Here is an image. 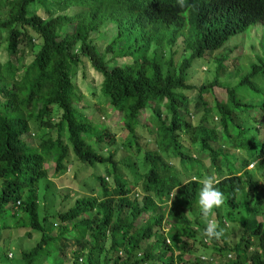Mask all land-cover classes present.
<instances>
[{
    "label": "trees",
    "instance_id": "1",
    "mask_svg": "<svg viewBox=\"0 0 264 264\" xmlns=\"http://www.w3.org/2000/svg\"><path fill=\"white\" fill-rule=\"evenodd\" d=\"M187 2L194 7L181 9L177 0H0V11L4 9L0 45L5 53L0 59V214L7 212L1 215L0 230L17 207L21 214L13 221L14 228L25 235L38 234L33 245L19 252L24 264H40L50 243H55L59 256L48 264L184 261L182 254L203 247L205 227L197 204L198 181L205 173L199 158L189 154L191 144L205 153L206 174L212 171L220 179L217 187L225 200L214 209L220 227L224 228L222 218L236 228L245 226L231 216L252 193H258L259 183L245 168V160L234 158L235 149L248 148L250 141L235 108L244 111L250 104L232 87L219 86V59L210 80L193 83L188 69L192 59L219 48L249 24L264 27V0ZM106 23L113 25L114 35L99 47L96 36ZM83 59L100 75L104 102L121 113L128 131L123 142L133 153L139 148L138 144L131 147V139L138 138L132 131L134 120L143 117L149 106L158 148L143 147L140 164L131 155L98 151L102 141L110 145L114 138L105 125L94 130L90 107L80 102L72 75ZM258 72H264V51L241 77V83L261 97L256 105L264 132V90L251 81ZM216 85L221 97L212 90ZM189 93L194 95L191 103ZM192 114H198L195 122H191ZM42 126L46 129L40 132ZM21 133L24 138L19 137ZM63 137L75 160L68 157ZM258 145L253 159L259 168L264 163V135ZM167 147L183 171L191 169L193 178L180 177L161 155ZM47 160L49 166L44 164ZM67 163L70 181H81L87 171L99 192L72 196L65 191L58 207L47 212L43 200L53 187L45 183L48 192L39 195L37 182L50 171H63ZM95 165L104 168L102 175L92 173ZM108 175L110 187L104 179ZM89 188L94 189L92 182ZM246 222L245 232L238 228L236 239L224 233L219 240H211L218 260L195 257L188 263L264 264V223L253 215ZM178 237L183 239L177 241ZM70 238L76 249L66 258ZM227 252L233 253L232 258L225 257Z\"/></svg>",
    "mask_w": 264,
    "mask_h": 264
},
{
    "label": "rangeland",
    "instance_id": "2",
    "mask_svg": "<svg viewBox=\"0 0 264 264\" xmlns=\"http://www.w3.org/2000/svg\"><path fill=\"white\" fill-rule=\"evenodd\" d=\"M3 15L4 9L0 11V17H2ZM113 35V25L110 23H106L101 27V35L100 33L97 34L95 41L97 42V45L99 47H103L105 43L111 40ZM2 45H0V59H3L5 56L4 50L2 49ZM25 49V52H27L30 47H27ZM263 51L264 27L260 23L255 22L249 24L243 30L230 35L219 48L212 50L209 53H203L202 55L192 59L188 69V75H190L189 79L191 82L198 83L201 80H210L215 74V59H219L218 62L222 66V71L218 73V83L220 84L219 86L232 87L235 94L240 96L243 102L246 101L250 104L249 108L244 111L235 108V111H237V113L240 115V118H242V126L244 127V130H246V134L250 138L249 147L239 149L241 155L238 154L239 151L235 152V154H237L239 157H242V155L248 158L252 157L253 148L258 147V137L264 135L261 130V127L258 128V124L261 118L258 111V107L256 105L259 103L261 97L259 94H255L252 90H250V88L247 87L243 82L241 83V77L248 71L249 64H251L255 60L256 55H260ZM115 59L117 62H121L122 60V58L119 57ZM251 79V81L254 82L260 90H264V72H258L254 74ZM72 80L74 81L77 90L81 93L80 102L85 103L87 104V106L90 107L89 114L91 116L93 126L95 125L94 130H97L100 126L105 125L107 127V130L114 138L113 143H111L110 145H106L105 142L102 141V148L98 151L103 154H106L109 150H111L114 152L115 156H117L119 153H124L129 156L131 155V157L136 160L137 164H140L143 147L150 148L153 151L157 150L158 146L156 145L154 136L152 135L153 131H151L153 130V127L151 125L152 123L150 122L151 119L149 113V106L146 107V111H143V117L134 120L135 128L132 131L136 136H138V138L136 140L131 139V147H134L135 144H138L139 148L136 149V153H133V150L127 147L123 142L128 138V131L123 124L122 115L120 112H117V110L114 109L112 106L104 102V97L99 92L100 75L95 72L93 68H91L86 59H83L82 62L78 63L75 72L72 75ZM219 89L220 88H218L217 85L215 89L212 88L215 93H218L217 96L221 97V90L219 91ZM214 92L211 94L212 97ZM193 96V93H189V103L192 102ZM209 102L212 103L213 100H209ZM160 108L163 109V106H161ZM209 110L210 112L208 113V116L212 117L213 111L211 110V108ZM197 116L198 114H192V116L190 117L191 122H195L197 120ZM56 118L57 114H54L53 120H55ZM214 121L217 123L216 119H214ZM29 123L32 124L33 121L29 120ZM30 126L32 127V125ZM45 129L46 127L42 126L40 132ZM147 129H150L152 133H148ZM217 129L219 131V127H217ZM63 132L64 131H62V133ZM218 134L220 136V131ZM19 137L24 138V134L21 133ZM35 137H37L36 134H32V139L36 143ZM63 143L68 149V157L71 160H75V157L70 152V144L67 142L65 137H63ZM211 144L213 146L218 145V143L215 142H211ZM161 154L170 161L172 166L177 170L181 177L192 174L191 172L189 173L182 171L179 161L173 156V152L170 147H167L166 154L164 151H162ZM189 154H193L194 156H197L199 158L201 164L200 170L206 174L204 170V166L206 163L205 153H199L196 150L195 146L191 144ZM242 158L245 159V157ZM44 164L46 166L48 164L49 166V161L47 160ZM69 168L70 164L67 163L63 171H50L48 172V175L45 176L46 178L43 177L39 179L36 185L37 192L39 195L43 191L48 192V190H45L43 188L45 183H49L53 187V189H51V194L46 196L43 200L44 205H46V208L42 207V202L40 203V208L46 209L47 212L56 209V207H58L61 195L65 191H68L70 194H72V196H74L75 193H77L78 195H80L81 193H90L96 195L99 192L98 187L95 191L96 182L90 180L91 173L87 174V171L86 173H82V176L84 177L81 178L82 180H85L86 183L82 182V180L70 181L71 178L67 174L69 172ZM106 169H109V167L107 166ZM259 170L260 168H258L257 170L255 169L254 171ZM92 173L102 175L104 173V168L95 165L94 171ZM85 174L87 175L85 176ZM254 175L259 183V186L261 185L258 190V193H252V195L247 199V203L244 206L237 207L231 216L232 218H238L241 222H245V226H243L242 228H236L235 225H231L230 221H227V225H224V228H226L224 229L225 235L232 236L234 237V239L237 238L238 228H240V232L242 230L243 232H245V228L247 226L246 220L249 216L253 215L256 219H260L264 223V171H261L260 174L256 172ZM104 179L107 182L108 187H110V175L105 176ZM1 180L2 179L0 178V184ZM89 182H92L94 188L93 190L89 188ZM163 210L165 209L163 208ZM20 214V211L16 207V214L14 215V217H6V226L2 228V230H0V264H24L23 260L20 258L19 252L33 245L35 240H37L38 238V234L36 233L25 235L24 231L19 232V230L14 228V225L16 223L14 224L13 221L18 216H20ZM1 215L3 217V215H7V212H2L0 214V218ZM213 218L215 219V217ZM228 219L230 220L231 218L229 217ZM233 224H236V222H234ZM54 227L51 229L50 234H54ZM72 239L73 238H70V241L72 242L70 246L71 248L69 247L64 249L66 258L70 257L71 250L76 249L75 243ZM179 239H183V237H178L177 241ZM194 241L197 240L194 238ZM169 244H173L171 239ZM55 247H57L55 243H50V251L47 255H45L43 261L40 264H48L50 258H55L59 256V254L57 253L58 251L55 250ZM196 248V252L182 254L185 260L175 264H189L188 261L193 260L197 256L199 257V255L205 251L208 252V254H204L215 255L217 256V258H219L217 254L212 252V250L216 247L212 245V241L210 242V240L206 239V241H203V247L201 245H198V247ZM241 257L243 260H245L244 254H242Z\"/></svg>",
    "mask_w": 264,
    "mask_h": 264
},
{
    "label": "clouds",
    "instance_id": "3",
    "mask_svg": "<svg viewBox=\"0 0 264 264\" xmlns=\"http://www.w3.org/2000/svg\"><path fill=\"white\" fill-rule=\"evenodd\" d=\"M177 5L181 9H190V8L194 7V5L188 3L187 0H177ZM217 123H218V121H217ZM259 127H261V126L258 124V128ZM261 130L263 132L262 128H261ZM263 134H264V132H263ZM261 136L258 137V141L261 138ZM258 147H259V145H258ZM255 150H257V147L253 148L252 157L248 158V157H246L244 155H242V157H245L244 160H245V168L246 169L252 171L254 174L256 172L258 174H260L261 171H264V163H262L261 165H258L259 168H260L259 171H254L255 169L256 170L258 169V167L255 166L256 159H253ZM237 151H239V149H235V152H237ZM164 152L166 154V151H164ZM235 152H234V156H235L234 158L242 159V157H239L237 154H235ZM238 154L241 155L240 151L238 152ZM261 167H262V169H261ZM173 169L176 170L174 167H173ZM211 170H214V169H211ZM222 170H224V169H222ZM183 172H189L190 173L191 169H190V171H183ZM236 172L238 173L240 171L238 170ZM184 177H187V176H184ZM189 177L193 178V173L190 174ZM198 182L200 184V189H199L198 194H197L198 195L197 204H198V207H199V210H200L201 219H202V221H203V223L205 225L204 230L202 232L201 239H203V241H206V239H207V240H210V242H211L212 239L219 240L224 235V228H221L219 223H218V221L216 219H214L213 217H215L214 216V209L222 207V205L224 204V200H225L223 192L221 190H219V188L217 187V185L220 183V179H219V177L217 175L213 174V172L211 171V174H205L203 176V178H201ZM260 187H261V185L259 186V188ZM173 195H175V194H173ZM263 196H264V193H263ZM222 221H223L224 225H227V220L222 218ZM163 230H166V227ZM165 241L166 242L169 241V238H168L167 235L165 237ZM204 253L208 254V252L205 251V252H203L202 254L199 255V258L202 259V260H208V261L214 260L215 261V260L219 259L215 255H206ZM213 253H214V251H213ZM231 255L233 256V253H231V252L225 253V257H227V259L232 258ZM218 257H219V255H218Z\"/></svg>",
    "mask_w": 264,
    "mask_h": 264
}]
</instances>
